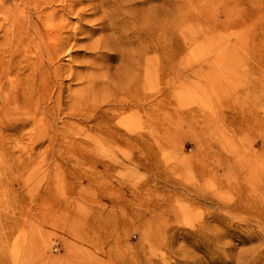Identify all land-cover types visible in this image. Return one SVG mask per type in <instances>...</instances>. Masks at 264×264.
I'll return each instance as SVG.
<instances>
[{"label": "rangeland", "instance_id": "rangeland-1", "mask_svg": "<svg viewBox=\"0 0 264 264\" xmlns=\"http://www.w3.org/2000/svg\"><path fill=\"white\" fill-rule=\"evenodd\" d=\"M0 264H264V0H0Z\"/></svg>", "mask_w": 264, "mask_h": 264}, {"label": "bare ground", "instance_id": "bare-ground-1", "mask_svg": "<svg viewBox=\"0 0 264 264\" xmlns=\"http://www.w3.org/2000/svg\"><path fill=\"white\" fill-rule=\"evenodd\" d=\"M44 14H45V12H43ZM43 14V15H44ZM64 28V27H63ZM61 32V31H60ZM57 33V32H56ZM59 36V35H58ZM55 37V36H54ZM63 40V39H62ZM34 68V67H33ZM17 78H18V76H16ZM16 80V79H15ZM18 80H20V79H18ZM17 81V80H16ZM21 81V80H20ZM139 83V89H140V91H143V89H142V87H144V83H145V76H141V75H139V78L138 79H135L134 81H133V85H135V84H138ZM20 84H21V82H20ZM19 84V85H20ZM130 88V87H129ZM138 90V89H137ZM139 91V92H140ZM127 95H132V93L131 92H129V93H127ZM143 98H144V95L142 94V100H143Z\"/></svg>", "mask_w": 264, "mask_h": 264}]
</instances>
